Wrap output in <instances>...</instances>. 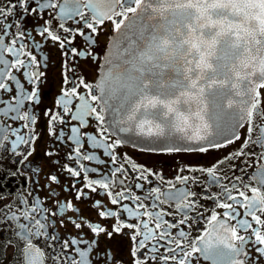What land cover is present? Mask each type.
Segmentation results:
<instances>
[{
    "label": "snow or ice",
    "instance_id": "snow-or-ice-1",
    "mask_svg": "<svg viewBox=\"0 0 264 264\" xmlns=\"http://www.w3.org/2000/svg\"><path fill=\"white\" fill-rule=\"evenodd\" d=\"M52 9L58 10V16ZM28 18L37 21L33 31L40 40L25 27ZM69 20L73 24L66 26ZM109 23L113 35L98 53L96 45ZM78 38L85 47L76 46ZM47 42L58 46L62 68L76 57L92 60L97 68L91 82L71 79L72 87L63 89L56 101L58 111H43L53 148L71 142L66 159L78 167L69 163L59 167L74 178L70 186L61 187V191L74 192L73 199L59 198L52 187L60 185L55 173L45 176L48 197L34 194L42 169L29 157L41 138L35 131L38 116L34 109L41 103L39 85L45 76L41 68L48 57L38 59L33 49L42 52ZM69 80L65 76L64 82ZM261 89L264 0H0V159L6 157L17 165L15 171L0 173V185L10 174L20 177L23 184L19 187L27 189L18 190L15 201L0 204V222L13 228L22 241L20 264H47L48 260L94 264L90 253L97 241L62 238L55 232L57 223L87 228L95 237L103 233L111 238L129 230L134 241L133 264H192L197 255L211 264H249L247 257L253 254L256 259L251 264L264 259ZM209 102L215 110V134L208 132L212 125L204 118ZM60 125H68V131ZM89 126L95 128L94 133H89ZM241 128H246V135L235 152L208 167L180 169L172 180L118 153L128 141L113 139L109 132L132 133L133 143L146 152L204 154L240 141ZM98 150H103L107 161L97 156ZM54 155V150L44 152L48 158ZM241 158L245 164L249 158L259 161L258 171L249 177L255 186L244 180L246 168L237 177L220 167L229 162V168H234L230 162ZM81 161H96L105 171ZM130 171L136 175L130 177ZM90 173L98 174L97 178ZM145 184L155 186L145 188ZM133 188L144 194L136 195ZM212 188L218 190L211 192ZM98 189L118 207L93 201L89 192ZM4 199L0 193V201ZM73 200L86 207H78ZM205 200L213 206L206 208ZM123 201L136 203L130 206ZM48 202L54 207L49 208ZM92 212L98 221L90 219ZM201 221L207 225L198 230L203 235L192 237L193 225ZM40 240L46 241L49 251L38 246ZM8 246L11 241L5 242ZM103 258L105 262L111 259L107 253Z\"/></svg>",
    "mask_w": 264,
    "mask_h": 264
},
{
    "label": "flooded vegetation",
    "instance_id": "flooded-vegetation-1",
    "mask_svg": "<svg viewBox=\"0 0 264 264\" xmlns=\"http://www.w3.org/2000/svg\"><path fill=\"white\" fill-rule=\"evenodd\" d=\"M58 16V10L52 9ZM87 15H91V13L84 9ZM47 18V17H45ZM43 20H40L39 23L43 24ZM55 24V21H53ZM37 21L32 18H28L25 21V27L28 31L32 32V35L36 40H40L41 38L36 35L33 28L36 26ZM73 22L71 20L66 22L67 25H72ZM75 26V25H73ZM111 24H106L104 26L103 34L99 37V41L96 45V51L99 53L101 49L109 42L111 36ZM28 43H31L30 41ZM75 44L79 48L85 47L84 42L81 38H78L75 41ZM58 47V46H57ZM57 47H53L51 42H47L44 44L43 51L41 52L39 49H33V53L37 55V58L47 56L48 62L45 67H42L41 70L45 72V76L42 78V82L39 85L41 103L38 107L34 109L37 113L38 120L35 125V131L39 133L40 139L35 144V152L33 156L29 157V160L35 165L39 164L42 169L39 175V187L35 191V195H38L41 199H46L49 195L48 188L45 187L46 179L45 176L47 174L55 173L59 175L60 185H52L53 188L56 189L58 196L61 200L64 199H73L75 196L74 192L70 191H61V187L70 186L74 178L68 176L67 172H62L60 170L59 165L64 163H69L70 166L78 167L74 163L68 161L66 159V154L71 150V142H66L63 144H57L55 149L53 148V142L51 137L47 135L48 128V117L43 115V111L46 109H52L53 111H58L56 107V101L61 97V93L63 89L71 88V79L78 78H86L89 82L93 81L97 75L96 65L90 59H85L83 57H76L72 60L68 61L67 67L62 68L61 61L63 57H61L60 52L57 50ZM91 51V49H89ZM23 58V57H22ZM69 69H74L70 71ZM65 76L70 78L68 83H65ZM23 80V77H20ZM26 88L30 86L26 83ZM262 94H264V89H261ZM5 99L8 98L7 94L4 96ZM264 98V97H262ZM75 104L76 101H73ZM71 106V105H70ZM9 123H11L9 121ZM75 123V122H73ZM94 121L92 124L94 125ZM16 125H14L15 127ZM58 127H62L65 132L68 131V125H60ZM21 131H25L21 129ZM88 131L90 134L95 132V128L93 126H89ZM111 136L113 139H119L115 134H113L110 130ZM241 140L236 143L227 146L224 149H212L207 153L199 154V153H190V152H175V153H166V152H146L142 151L140 147H136L127 143H124L118 149V153L123 154L130 158V162H134L138 165H143L145 168L151 169L153 172L159 173L160 176H163L166 180H172L174 176L178 173L180 169L186 168L188 166L191 167H208L212 163H215L217 160L222 159L223 157L233 153L238 149L243 142V137L246 135V128L240 129ZM88 146L86 145V148ZM48 150H54L57 152V155L48 158L44 156V152ZM91 151L90 148H88ZM257 153L261 151L259 148L254 149ZM97 156L100 159L108 160V157L104 155L103 150L97 151ZM59 161V163H57ZM89 168L98 167L100 171H105V167L103 165H97L96 161H81ZM232 165H235L234 168H229V162H225V164L220 167L224 169L229 176H241V169H247V175H244V180L252 183L255 186L253 181L249 180V177L253 175L256 171H258L259 161L256 158H249L247 164L243 162V158L235 159L230 162ZM17 165L13 164L10 159L3 158L0 159V173H10V171H15ZM23 170V166H21ZM185 175H189L188 172L184 173ZM29 175L31 173L29 172ZM136 173L134 171L129 172V176H135ZM92 178H97L98 174H91ZM150 179H153L150 177ZM156 182L159 181V176L154 178ZM131 182V181H129ZM227 183V181H225ZM23 184V180L20 177H11L10 174L6 177L3 185H0V193H3L6 196V199L0 201V204H8L16 200L17 191H27V189H22L19 186ZM81 185H77L80 187ZM155 186L145 184V188H149ZM32 185L29 184L28 188H31ZM119 188L114 189V191H119ZM195 191H199L198 188H194ZM218 189L212 188L211 192H216ZM243 190V188H241ZM86 191H88L86 189ZM132 191L136 195H143V191L141 189L133 188ZM235 195L236 193L233 192ZM251 195V192L248 193ZM91 199L94 200H102L108 207H118L113 206L109 203L108 197L98 189L96 193L89 192ZM80 208H85L86 204L74 201ZM123 203H128L130 206H134L136 201H123ZM146 203H151L150 201ZM206 208H211L213 206V202L211 200L202 201ZM47 206L49 208H53V202H48ZM243 211V210H241ZM68 215H72L71 212L67 213ZM87 215V213H85ZM125 219H129L127 214H124ZM170 219V217H168ZM248 218L250 217H242ZM90 219L93 221H98L99 218L96 216L95 212H92ZM115 221H111L114 223ZM135 222V221H130ZM202 227H207L204 221H201L199 224L193 225V230L191 232L192 237L196 235H203L202 231H198ZM51 230V229H50ZM109 230H111L109 228ZM55 232L57 235L62 238L72 239V238H83L85 240L91 241L95 239L97 241L96 245L93 248V251L90 253L92 257H94V264H133V256L132 251L134 249V241L131 239V235L129 234V230L125 229L120 233H114L111 238H109L106 234H100L98 237H95L87 228L83 230H77L71 225L67 227H61L59 223L55 226ZM11 241V246L5 248V242ZM34 242H37L34 238ZM38 246L43 248L45 252L49 251L46 247V241L40 240L38 241ZM20 247H22V241L14 234L13 228L6 226L3 222H0V264H20L19 255H20ZM77 247V246H73ZM78 247L83 248V245H78ZM68 251L73 253V248H69ZM99 253V255H97ZM107 253L110 255L111 259L105 262L104 254ZM240 257H238L239 259ZM249 264L256 259L254 254L247 257ZM47 264H52L51 260L47 261ZM192 264H211L210 261L206 260L202 255H197L193 258ZM257 264H264V259H259Z\"/></svg>",
    "mask_w": 264,
    "mask_h": 264
},
{
    "label": "water",
    "instance_id": "water-1",
    "mask_svg": "<svg viewBox=\"0 0 264 264\" xmlns=\"http://www.w3.org/2000/svg\"><path fill=\"white\" fill-rule=\"evenodd\" d=\"M211 97L208 96V100L210 101ZM195 107V106H194ZM214 108L213 105L209 102L208 103V110L204 113V118L205 120L212 125V127L210 129H208L209 133L215 134L217 133L218 129L216 127V121L213 118V112H214ZM114 134H116L120 139H124L126 141H128L127 143L135 145L133 143V140H135V137L133 136L132 133H120V132H113ZM131 137V139H129ZM140 147V146H138Z\"/></svg>",
    "mask_w": 264,
    "mask_h": 264
}]
</instances>
